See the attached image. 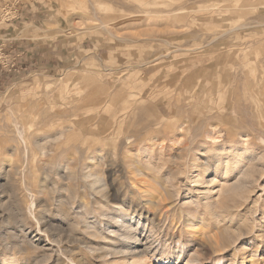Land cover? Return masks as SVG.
Here are the masks:
<instances>
[{
    "label": "rangeland",
    "instance_id": "1",
    "mask_svg": "<svg viewBox=\"0 0 264 264\" xmlns=\"http://www.w3.org/2000/svg\"><path fill=\"white\" fill-rule=\"evenodd\" d=\"M13 9L0 24V264H113L120 222L95 211L94 174L111 207L155 215L160 243L199 247L201 264H264V0ZM141 179L171 185L173 204L145 207ZM238 227L237 249L214 254L212 228Z\"/></svg>",
    "mask_w": 264,
    "mask_h": 264
},
{
    "label": "bare ground",
    "instance_id": "2",
    "mask_svg": "<svg viewBox=\"0 0 264 264\" xmlns=\"http://www.w3.org/2000/svg\"><path fill=\"white\" fill-rule=\"evenodd\" d=\"M233 112H235V110H233ZM61 135H59L58 137H60ZM137 168L138 167L136 165L134 169L138 172V174L139 175L143 174L142 171ZM85 176L91 177L92 174H90L89 172H85ZM139 181H140L139 185L136 182H132L133 187L137 189L139 192H144L146 194L153 195L154 197L152 199H150L149 197V199L142 202L145 207H148L151 204L152 206L157 207L159 205H163L164 202H169V201H170L169 204L171 205L173 204L171 200L175 198L174 197L175 193L174 191L171 190V185L170 187L166 188V190L163 192L158 187H156L153 183L147 180L141 179ZM102 182H103L102 177L97 174L96 175L94 174V176L90 179L91 188H92L91 190H93L96 195L101 196L103 199V200L98 199L100 201H97L95 199L93 201L96 206L95 211L97 212L99 216L103 217L104 220H106L107 222H113V221L118 222V223L120 222V224L117 226H109L111 230H108L110 231L109 232L110 242L108 244L109 246L108 247L106 246L107 247L106 254H109L112 256V259L114 260L113 264H152V259L157 260V262L159 263L163 262L165 264H168V262H174V261H181V262L186 261L187 264L188 263H197V264L200 263L201 264L203 252L200 254L199 247L194 246V249L192 251L187 252L185 251L183 247H180V246L172 247V245L169 243V237H167L163 241V243H160L162 240L159 241V239H161L159 235L162 229H160L161 226L156 225L157 223H156V218L154 217L155 215L154 216L151 215L149 212L150 210H148L147 212L143 211L144 209L143 210L139 209L140 207L138 208L129 202L126 203V201H125V207L121 205H115V206L112 205L111 207L109 203V198L112 195V193L105 191V189L103 188L104 184ZM158 183L161 185L160 182ZM233 187H234L233 189H235L238 187V185L236 184ZM163 188L165 189V186ZM229 203L230 202L228 200L222 201L221 204L219 205V207H221L220 209L229 210L230 207H232L230 206L231 204ZM115 212H121L120 213L121 215ZM194 212L196 213V211L195 210L192 211V209L187 210L186 212V214L188 215V217H186L187 222L191 223V220L195 219ZM102 225L103 224L101 223V226ZM86 227H89V226L86 225ZM191 227H193L192 224H191ZM236 230H238L237 234L231 233V230L228 231V228H227L226 231L230 233H228L229 237L225 238L224 236L225 230L223 231V230H217V228H214V229L212 228V231L210 232L211 236L210 235L209 236L211 238L210 243L213 244L212 247H213L214 254L224 255L227 253H232L237 249V245L239 243L238 238L244 236L245 234H247V232L243 231L244 230L243 227H238ZM190 242L192 243L193 241L190 239ZM203 246L205 247V245Z\"/></svg>",
    "mask_w": 264,
    "mask_h": 264
},
{
    "label": "built area",
    "instance_id": "3",
    "mask_svg": "<svg viewBox=\"0 0 264 264\" xmlns=\"http://www.w3.org/2000/svg\"><path fill=\"white\" fill-rule=\"evenodd\" d=\"M11 1H13V3H11ZM10 4H12V7H9ZM4 5L5 6H3V9H2L4 11L2 13H0V24L5 22V21L14 20V15H12L10 13L14 7V0H4ZM13 11H14V9H13Z\"/></svg>",
    "mask_w": 264,
    "mask_h": 264
}]
</instances>
